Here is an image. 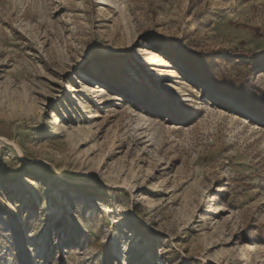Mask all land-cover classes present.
Masks as SVG:
<instances>
[{"label":"rangeland","instance_id":"obj_1","mask_svg":"<svg viewBox=\"0 0 264 264\" xmlns=\"http://www.w3.org/2000/svg\"><path fill=\"white\" fill-rule=\"evenodd\" d=\"M0 264H264V0H0Z\"/></svg>","mask_w":264,"mask_h":264},{"label":"bare ground","instance_id":"obj_2","mask_svg":"<svg viewBox=\"0 0 264 264\" xmlns=\"http://www.w3.org/2000/svg\"><path fill=\"white\" fill-rule=\"evenodd\" d=\"M157 60V59H156ZM146 61V60H145ZM142 63H144V61H142ZM167 66V65H166ZM100 90V89H99ZM98 89H95L94 90V92L95 93H97L98 91H99ZM100 92V91H99ZM58 125V124H57ZM47 127H48V129L49 128H52V127H54V122H53V120H52V117H49V119H48V122H47ZM59 127V126H58ZM59 130L61 131V127H59ZM99 206H102L103 208H105V209H108V205L107 204H105V203H99ZM25 255L22 257V258H25V257H27L28 256V254H27V252L25 251Z\"/></svg>","mask_w":264,"mask_h":264}]
</instances>
